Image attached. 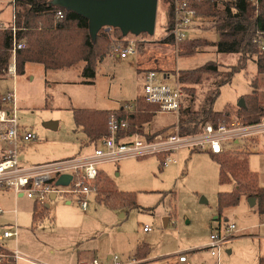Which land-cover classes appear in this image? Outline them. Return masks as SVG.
<instances>
[{
    "label": "rangeland",
    "instance_id": "obj_1",
    "mask_svg": "<svg viewBox=\"0 0 264 264\" xmlns=\"http://www.w3.org/2000/svg\"><path fill=\"white\" fill-rule=\"evenodd\" d=\"M11 1L0 0V22H4L0 24L8 26L14 22V3ZM253 5L256 7L258 2H253ZM169 11L167 1L159 0L153 36L142 34L120 38L115 30L107 29L110 40L115 44L108 56L98 63L92 84L80 82L84 62L58 70H46L40 64H31L25 74L16 79L1 78V92L16 86L20 123L37 135V139L26 143L20 151V158L28 164H44L72 156L91 155L97 147L102 148V141L97 144L89 142L86 134L77 129L73 108L133 109L136 99L144 94L146 70L156 69L165 75L167 83L175 84L181 70L201 66L209 60H218L225 65L238 63V55L218 54L213 46L201 47L195 55H184L179 49L181 42L163 43L170 22ZM214 21L213 16L199 15L196 23L186 32L187 39L218 41L220 35ZM129 43H134V56L112 58L115 46L124 48ZM256 75V62L251 59L246 62L245 69L235 74L231 83L221 87L214 109L223 110L227 105H233L230 109H234L243 95L252 93V81ZM214 80H204L196 86L194 108L204 104L206 94L214 87ZM258 87L264 103V75L259 76ZM183 100L185 104L188 102L185 95ZM177 121V113L159 112L144 130L149 133L163 131L160 136L177 128ZM53 122L59 123V128H51L49 125ZM135 135L146 140L139 133ZM242 146L243 143L225 153L241 157L250 152L253 168L263 164L264 135L258 137V143L249 141L248 145ZM171 156L177 162L167 167H160L158 154L130 156L97 165L117 188L112 186V192H135L139 205L136 208H112L98 204L97 197L91 196L88 198L89 208L85 210L76 200L70 201L66 196L59 195L50 200V216L34 223L32 201L27 198L18 200L13 191L6 194L0 192V205L5 211L0 217V226L10 223L19 226V236L7 241L8 248L18 249L33 261H20L19 264H72L76 245L79 246L77 251L82 252L88 248L115 249L118 245L131 248L141 242L150 244V254L156 258L141 264H177L180 253H185L191 264H256L253 253L257 250V239L237 237L258 233L257 226L261 221L258 204L251 206L248 195L242 193L237 205L221 210L219 193L232 192L236 186L234 183H220L219 164L211 158L210 152L183 147ZM170 192L175 193L174 197ZM16 209L17 213L14 212ZM217 216L221 219L215 220ZM219 223L222 229L229 224H235L236 229L223 248L220 260H217L200 244L206 240L209 243L212 230H218ZM146 225L151 227L149 232L143 229ZM101 232H108L109 235L100 240ZM132 250L133 247L130 252ZM229 250L232 252L229 253ZM121 251H114L113 255L125 259ZM132 260L133 264H140L139 258Z\"/></svg>",
    "mask_w": 264,
    "mask_h": 264
},
{
    "label": "trees",
    "instance_id": "obj_2",
    "mask_svg": "<svg viewBox=\"0 0 264 264\" xmlns=\"http://www.w3.org/2000/svg\"><path fill=\"white\" fill-rule=\"evenodd\" d=\"M50 1H11L14 3V22L4 31H0V79L7 73L11 64L14 42L24 40L25 47L16 52L17 75L25 74L28 63L41 64L46 70H58L84 62L81 83H94L98 63L108 56L109 50L115 44L109 38V31L106 28L102 29L94 43L89 34L86 18L52 6ZM166 1L171 11L173 0ZM257 2L256 7L251 0H202L195 5L199 15L215 17L214 27L220 39L216 42L203 38L185 39L179 46L181 54L195 55L201 47L213 46L218 54L238 55V63L225 65L218 60H209L201 66L183 69L178 73L182 96L185 95V100H188L186 104L184 100L182 101L178 121L175 123L181 134H198L208 123H228L235 118L249 124L257 123L264 116V103L258 93L259 76L264 75V50L255 42L257 37H264V0ZM253 10L255 13L251 14ZM59 11H63V17L58 16ZM113 30L120 38L125 37L119 29ZM169 30L170 24L166 28L167 35L162 42L173 44L174 38L168 34ZM251 59L255 60L257 67V75L252 81L254 87L252 93L240 98L244 101L243 105H240L239 100L234 109H230L234 107L233 105H227L223 110H215L214 103L221 93V87L231 83L235 74L245 69L246 62ZM212 79H215L212 82L214 87L206 94L204 104L194 108L196 86L204 80ZM135 103L134 108L128 110L73 108L75 125L86 134L89 142L97 144L110 135L111 117L114 115L117 123H127V127L119 131L121 138L131 139L139 133L147 141L155 139L163 131L149 133L144 128L160 112L159 106L148 103L144 95L139 96ZM1 152L0 149V159ZM210 155L219 164L220 183H234L236 186L232 192L219 193V208L222 210L224 207L237 205L241 194L244 193L249 198L257 200L259 212L264 214V187L259 185L258 174L249 168L250 152L241 157L230 156L225 152L218 154L210 152ZM158 156L162 167L165 154ZM174 194L172 192V195ZM96 200L112 208L139 207L135 192L111 191L98 195ZM45 213L46 209L40 213L35 212L34 219L43 217ZM220 219L221 217L218 218ZM149 250L147 243H141L135 256L144 258L148 256ZM259 264H264V257L260 258Z\"/></svg>",
    "mask_w": 264,
    "mask_h": 264
},
{
    "label": "built area",
    "instance_id": "obj_3",
    "mask_svg": "<svg viewBox=\"0 0 264 264\" xmlns=\"http://www.w3.org/2000/svg\"><path fill=\"white\" fill-rule=\"evenodd\" d=\"M200 1L202 0H173L171 11H169L168 34L173 36L174 42L179 43L187 39L186 32L199 18L195 5ZM251 1L257 2V0ZM58 16L63 17V11H59ZM5 29L7 25L0 24V31ZM13 32L15 35V27ZM255 42L264 50V37H257ZM25 45L24 40L14 42L12 62L7 73L11 75L17 73L16 52ZM114 53L120 58H127L134 56L136 49L134 43H129L124 48L117 45L114 47ZM164 76L156 69L146 70L144 98L148 103L157 104L160 112L178 114L182 105L181 85L179 81L175 84L167 83V78ZM0 103V149L2 150L0 191H13L16 196L27 197L41 207L49 202L51 195H60L66 196L70 201L76 200L83 209H88V198L93 196L96 199L104 189L101 183V171L97 166L99 163L118 161L130 156L165 154L162 164L167 167L177 162L171 154L183 147H189L192 150H208L218 154L233 149L234 146L240 147L241 143L243 146L248 145L249 141L258 143V137L264 135L263 116L259 122L252 124L239 118L228 123H208L200 133L194 135H183L177 127L150 141L143 140L138 135L125 140L119 136V131L121 128H126L127 123H117L115 116L112 115L110 135L102 140L103 147H97L91 155L73 156L44 164L24 165L20 158L21 147L35 140L37 135L20 124L18 94L15 87L0 93ZM64 174L72 176L68 185L57 183L59 177ZM0 213H2L1 206ZM12 227H4L0 232V264H18V261L23 258L21 251L9 249L7 246V240L18 236L17 225ZM235 229V224H229L224 229L214 230L211 233L207 249L212 256L220 258L223 248L232 239ZM144 230H151V227L145 226ZM188 259L185 253L179 254V262L185 263ZM133 262L134 260L125 261L119 255H112L109 259L93 257L79 264H133Z\"/></svg>",
    "mask_w": 264,
    "mask_h": 264
},
{
    "label": "water",
    "instance_id": "obj_4",
    "mask_svg": "<svg viewBox=\"0 0 264 264\" xmlns=\"http://www.w3.org/2000/svg\"><path fill=\"white\" fill-rule=\"evenodd\" d=\"M50 4L75 12L88 20V29L95 43L99 32L106 29H119L123 36L155 35L159 0H51ZM243 99L240 105H243ZM56 124V125H55ZM57 128V123L49 125ZM72 176L64 174L57 183L68 185ZM256 203L250 198V204Z\"/></svg>",
    "mask_w": 264,
    "mask_h": 264
},
{
    "label": "crops",
    "instance_id": "obj_5",
    "mask_svg": "<svg viewBox=\"0 0 264 264\" xmlns=\"http://www.w3.org/2000/svg\"><path fill=\"white\" fill-rule=\"evenodd\" d=\"M12 19H13V12H12ZM0 23H4V22H0ZM116 56V57H115ZM112 58H115V59H127V58H120L117 54H114V56L112 55ZM12 62V61H11ZM31 64H38V63H28L27 64V67H26V71H27V69H29V67L31 66ZM41 65V64H40ZM43 66V65H42ZM44 67V66H43ZM73 67V66H72ZM84 67V66H83ZM83 67H82V69H83ZM71 68V67H70ZM81 72H82V70H81ZM17 76H19V75H17V73L15 74V75H11V74H9V73H6L5 75H4V78H13V79H16L17 78ZM81 82V81H80ZM14 87L16 88V86L14 85ZM13 87V88H14ZM8 90H10V89H8ZM16 91H17V89H16ZM0 93H4V92H1L0 91ZM18 94V93H17ZM141 96V95H140ZM18 105H19V98H18ZM90 109H97V108H90ZM104 110H110V109H104ZM115 110V109H114ZM53 123H57V122H53ZM21 124V123H20ZM56 125V124H55ZM57 128H59V123H57ZM57 128H55V129H57ZM76 131H77V129H76ZM37 139V138H36ZM89 141V140H88ZM27 144L25 143V144H23V146L21 147V150H23L24 149V147L26 146ZM20 150V151H21ZM20 154H21V152H20ZM87 156H89V155H87ZM21 157V156H20ZM73 157V156H72ZM83 157H86V156H83ZM250 155L248 156V162H249V168H250V170H255V172L258 174V182H259V185L260 186H262V187H264V155L262 156V161H263V164L262 165H256V166H254V168L252 167V162L250 161ZM22 160V159H21ZM22 162H23V164L24 165H33V164H28L27 162H25L24 160H22ZM101 183H102V185H103V192H102V194H104V193H107V192H109V191H114L113 190V188H112V186L114 187V188H116L113 184H111L110 183V180H109V178H108V176L104 173V172H102L101 171ZM117 189V188H116ZM119 191V190H118ZM2 194H6V193H9V192H3V191H0ZM171 194H172V192H170ZM172 197H174L173 195H172ZM16 198L19 200V199H21V198H27V197H19V196H16ZM57 198V196H54V195H51L50 196V200H55ZM28 199V198H27ZM28 200H30V201H32L31 199H28ZM50 200H49V202L44 206V207H41V206H39V205H36L33 201V205H34V212H33V218H32V220H33V222L35 223V222H38V221H40V220H43L45 217H49L50 216V207H51V205H50ZM97 201V200H96ZM98 202V201H97ZM256 203H257V200H256ZM256 203H255V205H256ZM98 204H100L99 202H98ZM1 206V205H0ZM252 206V205H251ZM254 206V205H253ZM2 208V207H1ZM44 209H46L47 210V213H45V215L43 216V217H40V218H38V219H34V213L35 212H38V213H40L41 211H43ZM17 209L14 211L15 213H17ZM5 213V211L2 209V213H0V217H2V215ZM260 216L258 217V218H260V222H259V224H258V233H253V234H244V235H240V236H238L237 238H240V237H245V236H249L250 238H252V239H257V250L253 253V256H254V259H255V261H256V264H259V260H260V258L261 257H264V214H260V213H258ZM218 218H219V216H217V217H215L214 219L215 220H218ZM52 219H54L53 217H52ZM53 221V220H52ZM165 223H167V220H166V222ZM55 224H56V220H55ZM15 225H17V224H13V223H10L9 225H6V226H0V232L2 231V228H4V227H11V226H13V227H15ZM147 226V225H146ZM12 227V228H13ZM210 227H212V224L210 223ZM17 228H18V236H19V226L17 225ZM218 229H222V225L219 223V226L217 227ZM144 229V228H143ZM145 231V230H144ZM150 230H148V231H145V232H149ZM212 232H213V230H212ZM91 234V233H90ZM109 235V233L108 232H101L100 234H99V236L101 237L100 238V240L102 239V238H104L105 236H108ZM17 236V237H18ZM17 237H13L14 239H17ZM93 237V236H92ZM97 237V236H96ZM13 238H11V239H13ZM10 240V239H9ZM210 240V239H209ZM8 241V240H7ZM208 241L206 240V241H204V242H202L201 244H200V246H203L204 248H207V245H208V243H207ZM141 243H145V242H141ZM141 243H135L132 247H133V250L130 252V249H132V247L131 248H127V246L126 247H119V245H118V247H116L115 249H108L107 247H103V248H99V249H91V248H88V249H84V250H82V252L81 251H77V249H79V246L78 245H76L75 247H74V249H75V253H74V257H72L73 258V260L71 259V261H72V264H79V263H81V262H83V261H88V260H90V259H92L93 257H98V258H100V259H109V258H111V256L113 255V252L114 251H117V250H119V249H122V251L120 252V253H122V256L123 257H125V259L124 258H122L121 256V258L122 259H124L125 261H130V260H132V259H136V258H138V257H136L135 255H136V252H137V249H138V246L141 244ZM148 245H149V248H150V250H149V254H148V256H146V257H144V258H139L140 260H138V262L141 264V263H147V262H150V261H154L156 258H155V255H151L150 253H151V247H150V244L149 243H147ZM230 252H232L231 250H229V253ZM22 253V252H21ZM23 254V253H22ZM115 254V253H114ZM211 254V253H210ZM136 257V258H134V257ZM133 257V258H132ZM221 257V256H220ZM128 258V260H126ZM217 260H220V258L218 259L217 258ZM20 261H25V262H33L31 259H29L26 255H24L23 254V258L22 259H20L19 261H18V264H19V262ZM70 261V262H71ZM36 264H44V263H36ZM177 264H191L190 262H189V259H188V262H185V263H183V262H179V260L177 261Z\"/></svg>",
    "mask_w": 264,
    "mask_h": 264
}]
</instances>
